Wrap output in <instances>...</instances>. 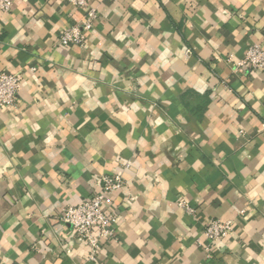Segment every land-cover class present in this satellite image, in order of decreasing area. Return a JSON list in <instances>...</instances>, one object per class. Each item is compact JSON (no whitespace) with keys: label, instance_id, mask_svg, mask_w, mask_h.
Here are the masks:
<instances>
[{"label":"crops","instance_id":"obj_1","mask_svg":"<svg viewBox=\"0 0 264 264\" xmlns=\"http://www.w3.org/2000/svg\"><path fill=\"white\" fill-rule=\"evenodd\" d=\"M91 4L83 47L60 43L84 18L65 0L0 12V71L23 72L0 105V264H264V72L236 65L264 48V0ZM113 174L116 238L91 259L60 215Z\"/></svg>","mask_w":264,"mask_h":264},{"label":"built area","instance_id":"obj_2","mask_svg":"<svg viewBox=\"0 0 264 264\" xmlns=\"http://www.w3.org/2000/svg\"><path fill=\"white\" fill-rule=\"evenodd\" d=\"M17 0H0V12L11 11ZM84 13L81 23L62 31L60 43L64 46L77 45L83 47L87 41V35L92 31L98 12L91 4V0H65ZM242 69L249 68L264 72V48L259 44H253L247 51L246 57L236 63ZM23 72L0 71V105L15 107L23 85ZM101 190L90 200L77 205L67 206L61 213L62 222L72 227L76 237L86 243L90 248L91 259H95L102 246V240L116 238L115 224L116 214L107 209V204L112 194L124 185L120 174L104 175L100 177ZM130 202V199H127ZM179 205L186 208L188 213L194 210L184 201ZM233 227L232 220L213 219L209 221L203 236L208 241L203 245L205 252L211 256L213 245L230 235Z\"/></svg>","mask_w":264,"mask_h":264}]
</instances>
